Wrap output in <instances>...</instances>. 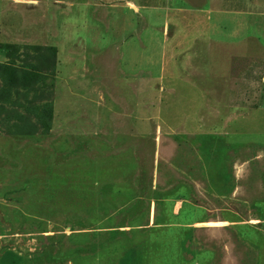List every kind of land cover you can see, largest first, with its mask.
<instances>
[{"label": "rangeland", "instance_id": "rangeland-1", "mask_svg": "<svg viewBox=\"0 0 264 264\" xmlns=\"http://www.w3.org/2000/svg\"><path fill=\"white\" fill-rule=\"evenodd\" d=\"M264 0H0V264H264Z\"/></svg>", "mask_w": 264, "mask_h": 264}, {"label": "crops", "instance_id": "crops-1", "mask_svg": "<svg viewBox=\"0 0 264 264\" xmlns=\"http://www.w3.org/2000/svg\"><path fill=\"white\" fill-rule=\"evenodd\" d=\"M257 9H260L261 8V6H255ZM260 11H264L263 10V7L260 9Z\"/></svg>", "mask_w": 264, "mask_h": 264}]
</instances>
